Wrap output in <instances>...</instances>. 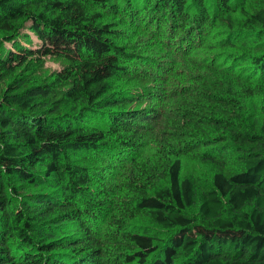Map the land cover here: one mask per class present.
Listing matches in <instances>:
<instances>
[{
	"label": "trees",
	"instance_id": "16d2710c",
	"mask_svg": "<svg viewBox=\"0 0 264 264\" xmlns=\"http://www.w3.org/2000/svg\"><path fill=\"white\" fill-rule=\"evenodd\" d=\"M0 264H264V0H0Z\"/></svg>",
	"mask_w": 264,
	"mask_h": 264
},
{
	"label": "rangeland",
	"instance_id": "374dc122",
	"mask_svg": "<svg viewBox=\"0 0 264 264\" xmlns=\"http://www.w3.org/2000/svg\"><path fill=\"white\" fill-rule=\"evenodd\" d=\"M106 13L107 16H109L110 21L120 23V28L124 31L123 37H125V39L129 41V43L134 42L136 44L137 55H146L148 59H146L145 61L149 62H151L150 59L156 58L157 63L155 64V67L140 64L138 65L142 67L143 70H147V74L145 76L149 75V78L140 79L138 82L153 85L152 88L157 91V93L165 91L166 93H168L170 89L173 88V86H177L180 82L179 79L175 81H170L168 78L169 75H171L175 70H180L179 64L184 61V57H182L181 54L175 51L174 45L171 46V48L169 49L170 45L168 40H166L165 38L161 39V37L157 36V34L154 33V30L146 31V25L142 23V13H140L137 17L130 15L128 11L113 12L108 10ZM162 42L165 43L166 47ZM130 48H132V45L128 49ZM189 51L192 59L194 60H196V58L194 57H197L198 59L206 57L194 45ZM204 53L205 55L209 56L208 53ZM157 64H159L160 67L164 68L166 71L159 70ZM47 66L50 68L57 67L56 64H53L51 62H48ZM184 70H187V68H184ZM160 99L154 102H145V104H150L162 108L164 100L163 97H161ZM148 147H150V144L145 146V152ZM112 162L116 163L115 161ZM123 163L124 162L119 163V166L116 169L113 168L111 173L102 172L100 169L97 170L98 173L101 174L106 186L111 190L117 183L118 173L120 172L121 168L124 167ZM196 167H198V165L191 163L186 164L184 166V172L186 173L191 170L195 171Z\"/></svg>",
	"mask_w": 264,
	"mask_h": 264
}]
</instances>
